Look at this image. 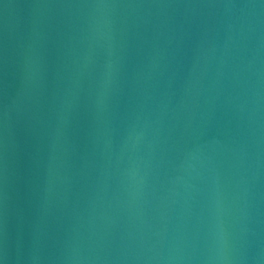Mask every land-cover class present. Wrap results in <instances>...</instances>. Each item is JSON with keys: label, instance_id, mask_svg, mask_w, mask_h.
<instances>
[{"label": "water", "instance_id": "1", "mask_svg": "<svg viewBox=\"0 0 264 264\" xmlns=\"http://www.w3.org/2000/svg\"><path fill=\"white\" fill-rule=\"evenodd\" d=\"M0 264H264V0H0Z\"/></svg>", "mask_w": 264, "mask_h": 264}]
</instances>
